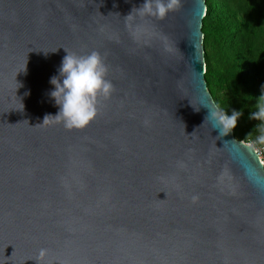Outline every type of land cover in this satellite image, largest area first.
<instances>
[{"label": "water", "instance_id": "water-1", "mask_svg": "<svg viewBox=\"0 0 264 264\" xmlns=\"http://www.w3.org/2000/svg\"><path fill=\"white\" fill-rule=\"evenodd\" d=\"M144 2L0 0V264H264L263 165L206 120L204 1ZM64 49L114 91L83 130L35 127Z\"/></svg>", "mask_w": 264, "mask_h": 264}, {"label": "trees", "instance_id": "trees-1", "mask_svg": "<svg viewBox=\"0 0 264 264\" xmlns=\"http://www.w3.org/2000/svg\"><path fill=\"white\" fill-rule=\"evenodd\" d=\"M201 19L203 81L219 111L241 112L231 134L256 143L264 121L251 112L264 94V0H203ZM264 170V151L262 153Z\"/></svg>", "mask_w": 264, "mask_h": 264}, {"label": "clouds", "instance_id": "clouds-1", "mask_svg": "<svg viewBox=\"0 0 264 264\" xmlns=\"http://www.w3.org/2000/svg\"><path fill=\"white\" fill-rule=\"evenodd\" d=\"M180 5L181 0H145L143 5L134 8L132 13L135 11L137 15L163 20L170 12L179 10ZM132 13L125 19L130 18ZM65 52L67 54L62 60L59 77L54 76L50 80L54 87L50 96L59 107V112L54 117L45 116L43 123L35 127L42 126L52 119L55 122H62L67 130H83L98 115L100 99H109L114 91L113 84L106 79L107 66L98 52L92 51L83 56L66 50ZM256 107L257 111L251 112L249 119L264 121V94L261 95V100ZM241 115V112L236 111L229 116L226 110H209L206 120L214 121L215 127L220 129V135L226 136L236 128ZM256 143L264 145V129ZM193 199L195 200L196 197ZM46 255L47 250L41 249L36 258L29 259L34 260L36 264H41Z\"/></svg>", "mask_w": 264, "mask_h": 264}, {"label": "built area", "instance_id": "built-area-1", "mask_svg": "<svg viewBox=\"0 0 264 264\" xmlns=\"http://www.w3.org/2000/svg\"><path fill=\"white\" fill-rule=\"evenodd\" d=\"M245 144L253 148L255 154L257 155V157H258V159H259V161H260V164L263 165V162H262V153H263V151H264V148H263V147H259V148L254 147V146H253L251 143H249V142H248V143H245Z\"/></svg>", "mask_w": 264, "mask_h": 264}]
</instances>
